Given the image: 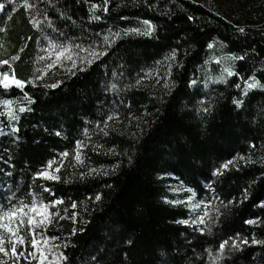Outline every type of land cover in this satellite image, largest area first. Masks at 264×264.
<instances>
[{
  "label": "trees",
  "instance_id": "1",
  "mask_svg": "<svg viewBox=\"0 0 264 264\" xmlns=\"http://www.w3.org/2000/svg\"><path fill=\"white\" fill-rule=\"evenodd\" d=\"M15 2L0 0V71L25 84L0 91V210L61 200L45 231L56 264H264V0ZM143 20L150 36L124 34ZM49 47L60 64L41 59ZM49 161L58 179L36 175ZM228 237L249 243L221 253Z\"/></svg>",
  "mask_w": 264,
  "mask_h": 264
},
{
  "label": "snow or ice",
  "instance_id": "2",
  "mask_svg": "<svg viewBox=\"0 0 264 264\" xmlns=\"http://www.w3.org/2000/svg\"><path fill=\"white\" fill-rule=\"evenodd\" d=\"M9 3L12 4V10L15 11L17 7V3L15 0H9ZM109 3V0H103V10L106 12L107 5ZM24 7L26 10L32 9L35 7V5L30 2V0H24ZM101 5L92 2V10L95 12L98 8H100ZM5 9V4L0 3V12H3ZM37 11H39L37 9ZM10 18V17H9ZM93 18L95 20L101 19L99 15H94ZM44 19L47 20L48 26H53L51 17L44 16ZM30 23H32L36 27H41V21L37 20L35 16H33L30 20ZM143 25H146V29H141L140 27H129L124 30V34H138V35H148L150 36L152 32L154 31V27L152 25V22L150 20H143ZM3 29H0L2 31ZM244 29H240V32H243ZM120 32L104 34L101 40V46L99 48H96L94 46L93 51L91 53L92 57L94 59H98L101 55H106L107 53L103 51L104 47H110L112 42L120 37ZM209 48L212 47L211 44L208 45ZM47 51V49H45ZM57 58L59 59V54H57ZM172 58H175V50H173ZM13 59H16V57H13ZM43 59V57H42ZM240 59H243L241 57ZM82 63L84 61H81ZM88 63H91L92 61H87ZM0 65H8V67L11 69V65L8 60H0ZM73 67H76L74 64ZM229 76L233 75L234 73L231 70L226 69ZM40 77H37L39 79ZM220 79H223L221 76ZM249 79H255L254 77H249ZM257 83H248L245 81V84L248 89H253L257 86ZM25 84V81L18 79L15 75V71L12 70V74L9 75L8 71H0V91H10L13 88H23ZM191 84H196V81H191ZM52 87H56V85H52ZM239 87V85H237ZM244 95H247V92L243 93ZM234 103L239 107L242 104V101L240 100H234ZM4 104L10 106L12 104L11 99H5ZM26 110L31 109H25L24 107L20 108V112H25ZM204 111L207 112L209 109L207 107L204 108ZM8 115L12 116L13 119H16L15 115L9 111ZM111 119V117H109ZM14 131H19V129H14ZM59 135V133H57ZM78 147L80 146V142H77ZM255 147V145H253ZM62 156H66L67 153H61ZM76 159L79 160V155L76 156ZM240 159H244V157H240ZM232 160H228L225 163L221 165L220 168L213 170V175L222 174L221 169H227L230 164H232ZM52 161H49L48 168H51ZM59 168L57 167L56 171H58ZM94 171V170H93ZM37 176L40 177H47L49 179H58V177L55 176H48L47 171L44 172H38L36 173ZM45 191H50V189L45 188ZM100 197L97 196L96 199H99ZM62 203L59 199H53L51 201L42 202L40 204H37L35 200L31 202V204H24L21 202L18 206L12 207L10 210H0V254H3L5 257H10L13 260V264H19V261L23 258L28 262V264H32V261H35V264H56L57 261H65L67 259L66 255L63 252H58L59 245L55 244H49L50 240L57 239L54 236H46L45 231L47 229V226L50 225L53 221L51 217L59 215L58 213H55L52 211V209L55 208L57 204ZM228 203H232L231 200L228 201ZM76 205L73 204L72 207H75ZM260 206L264 207V201L260 202ZM194 208L199 207V204L194 205ZM2 208V206H0ZM25 209H28V212H25ZM40 209H43V211H40ZM29 212L34 214V216H39V219H34L32 215H29ZM208 213L205 211L204 215L206 216ZM27 216V231L31 237L30 240H26L25 236L23 235L22 228L25 224L24 217ZM257 220H259V217L256 218H250L245 220L244 222L249 225L256 224ZM184 224H188L189 220L181 221ZM191 223L195 226L198 223L203 224L204 218L202 216H197L196 218L191 220ZM37 229H42L41 231H37ZM201 232H203V229H200ZM237 238L239 237V234H236ZM229 241H231L230 248L233 249H240V244H247L249 243L248 240L240 239L239 243H237L236 238L228 237L227 239H222L218 243V251L223 253L225 251V246L229 245ZM252 243H257V241L252 240ZM10 245V246H6ZM0 264H6L5 261L0 260Z\"/></svg>",
  "mask_w": 264,
  "mask_h": 264
},
{
  "label": "rangeland",
  "instance_id": "3",
  "mask_svg": "<svg viewBox=\"0 0 264 264\" xmlns=\"http://www.w3.org/2000/svg\"><path fill=\"white\" fill-rule=\"evenodd\" d=\"M44 53H45V56L43 57V59L42 58L41 59L44 60V61H50L51 60V62H52L51 64H53V65L54 64L55 65L56 64H60L61 61L64 59V56H62V54L58 53L57 51L53 50V48H50V47L47 48V51H44ZM57 54H59V59L57 58ZM44 69H47V68L45 67ZM45 171H47L48 176H55L52 167L51 168H47ZM44 178H47V177H44ZM47 179H49V178H47ZM173 190L176 191V192H182V191H184V188H182L180 186H174ZM187 199L190 202V208H191V210L193 212V219L196 218L197 216H202V214H201V210H202L201 209V204L199 202L195 201L193 199L192 195H190ZM35 201L37 202V204H40L37 200H35ZM197 204H199V207L194 208L193 206L197 205ZM40 211H43V209H40ZM25 212H28V209H25ZM29 215H32L34 217V219H39L40 218L39 216H34V214H32L31 212H29ZM27 218H28L27 216L24 217L26 226H25V228L23 227V235L25 236V238L27 237L26 240H30L31 237H30V235H29V233L27 231V228H28V226H27ZM6 246H10V245H6ZM0 259L5 261V262L6 261L10 262V260H12L10 257L3 256V254H0ZM33 262L35 263V261H33Z\"/></svg>",
  "mask_w": 264,
  "mask_h": 264
}]
</instances>
